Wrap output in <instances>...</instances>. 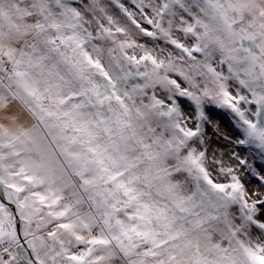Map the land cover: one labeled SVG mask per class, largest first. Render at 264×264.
Masks as SVG:
<instances>
[{
    "label": "snow or ice",
    "instance_id": "1",
    "mask_svg": "<svg viewBox=\"0 0 264 264\" xmlns=\"http://www.w3.org/2000/svg\"><path fill=\"white\" fill-rule=\"evenodd\" d=\"M0 264H264V0H0Z\"/></svg>",
    "mask_w": 264,
    "mask_h": 264
}]
</instances>
